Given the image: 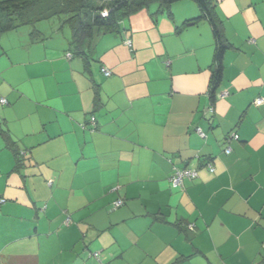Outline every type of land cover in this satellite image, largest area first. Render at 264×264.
<instances>
[{
	"label": "crops",
	"instance_id": "1",
	"mask_svg": "<svg viewBox=\"0 0 264 264\" xmlns=\"http://www.w3.org/2000/svg\"><path fill=\"white\" fill-rule=\"evenodd\" d=\"M216 1L231 46L214 98V39L207 20H190L198 9L172 12L164 31L140 10L95 39L88 70L67 57L60 25L43 44L27 29L1 36L0 130L24 154L0 134V264L263 258L264 0ZM187 167L198 176L174 187Z\"/></svg>",
	"mask_w": 264,
	"mask_h": 264
},
{
	"label": "trees",
	"instance_id": "2",
	"mask_svg": "<svg viewBox=\"0 0 264 264\" xmlns=\"http://www.w3.org/2000/svg\"><path fill=\"white\" fill-rule=\"evenodd\" d=\"M180 1L183 0H0V39L3 34L16 30L22 26H30V37L32 41H39L43 34L42 31L37 29V24L42 21L58 19L60 27L68 25L71 30L69 51L66 54L67 57L81 59L84 62L85 69L88 70L93 58L91 54V45L100 34L120 33L122 31V23L126 18L142 9H150L151 5L157 7L156 12H150L155 22V15L159 12H167L171 17L172 5ZM191 1L197 4L200 13L190 20L193 22L202 19L207 20L212 30L214 55L211 64V79L208 93L211 98H214L222 79L224 54L231 45L224 36L223 21L218 16L216 9L217 1ZM1 49L2 45L0 42V50ZM103 69L107 68H102V72L104 73ZM97 87L98 86L95 88V105L100 101ZM1 99H5L6 102H1ZM1 99L0 103L2 105L9 104L6 98ZM211 106L214 108L213 105L209 107ZM212 113H214V110ZM91 118L89 120V125L93 127L95 124L91 123ZM0 134L3 135L7 146L11 150H14L16 157L20 159L19 157L22 156L21 154H24V152L22 151L20 153L15 150V141H13L10 133L7 130H0ZM255 264H264V256Z\"/></svg>",
	"mask_w": 264,
	"mask_h": 264
},
{
	"label": "rangeland",
	"instance_id": "3",
	"mask_svg": "<svg viewBox=\"0 0 264 264\" xmlns=\"http://www.w3.org/2000/svg\"><path fill=\"white\" fill-rule=\"evenodd\" d=\"M151 8L153 11H155V12L157 11V7L155 5H151ZM193 8L198 9V11H199V8H198L196 3H194L191 0H184V1H180V2L173 4L171 7V12H173L177 17H180V16H182L183 12L188 11L189 9L193 10ZM155 19H156V24L163 31L166 28V21H169V22L171 21L167 12L156 13ZM56 25H60V22L58 19L42 21L39 24H37V29L42 31V34H43L41 36V39H39V41L42 42L41 44H43V43H45L51 39L50 38V36H52L51 33L54 30V27ZM169 25H171V24L169 23ZM20 29L31 30V27L30 26H22V27H20ZM64 35H67L68 37L71 38V30H70V27L68 25L61 27V30H59V36L62 37ZM9 42H10V40H9ZM3 56L6 58V56L4 54L2 55V57Z\"/></svg>",
	"mask_w": 264,
	"mask_h": 264
},
{
	"label": "built area",
	"instance_id": "4",
	"mask_svg": "<svg viewBox=\"0 0 264 264\" xmlns=\"http://www.w3.org/2000/svg\"><path fill=\"white\" fill-rule=\"evenodd\" d=\"M127 44L128 45H131V41H127ZM103 71H104V73H105V75H110V71L109 70H107V69H103ZM227 95V92H223V93H221V95L220 96H222V97H224V96H226ZM1 102H6V100L5 99H1ZM255 103L257 104V105H260V104H263L264 103V97H259V98H257L256 100H255ZM213 110H214V108L211 106V107H209V112L210 113H212L213 112ZM95 117H92L91 118V123L92 124H95L94 122H95ZM197 132L202 136V137H205L206 136V133L201 129V127H197ZM230 137H232V138H238V135L237 134H235V133H232L231 135H230ZM229 140H230V138H228ZM231 151V146H227L226 147V152H230ZM206 165H207V167L209 168V170L210 171H214L215 170V168H214V166L212 165V163L211 162H208V163H206ZM198 176V171H197V169H194V168H184V169H175V171H174V173H173V175L170 177V181H171V183H172V185L174 186V187H182L183 186V184H184V181H185V179H194V178H196ZM0 202H4V199H0ZM124 203V201L122 200V199H119V200H117L116 202H114V206L115 207H119V206H121L122 204ZM70 221V219H67V223ZM189 228L190 229H194V226L193 225H189ZM98 252H96V253H94V256H98Z\"/></svg>",
	"mask_w": 264,
	"mask_h": 264
}]
</instances>
